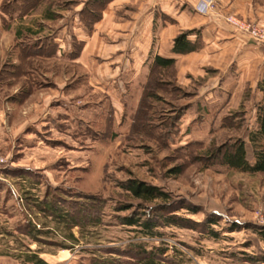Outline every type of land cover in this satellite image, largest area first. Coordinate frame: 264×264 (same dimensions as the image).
I'll return each instance as SVG.
<instances>
[{
  "label": "rangeland",
  "instance_id": "rangeland-1",
  "mask_svg": "<svg viewBox=\"0 0 264 264\" xmlns=\"http://www.w3.org/2000/svg\"><path fill=\"white\" fill-rule=\"evenodd\" d=\"M109 2L35 0L21 17L26 0H0V264H30L29 251L46 264H128L136 242L163 248L161 264H264V172L229 168L216 153L239 138L253 161L256 90L210 68L177 79L175 64L129 63L111 21H100ZM130 178L193 208L173 214L194 226L159 225L149 237L121 224L161 203L121 189ZM44 200L75 214L87 205L81 214L100 220L72 227L73 242ZM26 222L38 241L20 232Z\"/></svg>",
  "mask_w": 264,
  "mask_h": 264
},
{
  "label": "crops",
  "instance_id": "crops-1",
  "mask_svg": "<svg viewBox=\"0 0 264 264\" xmlns=\"http://www.w3.org/2000/svg\"><path fill=\"white\" fill-rule=\"evenodd\" d=\"M125 2L133 4L135 10L129 16L116 17L113 9H119ZM108 5L110 10L102 13L100 21H111L119 34L117 50L125 53L129 63L142 65L154 55L171 57L177 79L201 75V71L210 68L215 70L213 78L231 79L235 89L243 86L255 89L260 100L261 92L256 85L264 69V46L228 25L223 16L231 14L243 22L264 27V0H214L213 8L206 12L196 11L194 0H111ZM31 8L22 11L21 17ZM187 30H192L187 38L196 39L199 47L185 54L171 52L173 37ZM90 37L93 38L91 34Z\"/></svg>",
  "mask_w": 264,
  "mask_h": 264
},
{
  "label": "trees",
  "instance_id": "trees-1",
  "mask_svg": "<svg viewBox=\"0 0 264 264\" xmlns=\"http://www.w3.org/2000/svg\"><path fill=\"white\" fill-rule=\"evenodd\" d=\"M25 1V0H23ZM99 1L101 5V9L103 6L109 2L110 0H96ZM28 7L33 6L35 0H26ZM5 8L4 6L2 7ZM192 32V30L181 31L176 34L172 39L171 52L175 54H185L190 51H194L199 47L196 39L194 41H190L187 36ZM174 64V58L171 57H162L158 55H154L151 60V67L155 68H166ZM257 89L261 92L260 101L256 105V114H255V124L256 127L253 131L249 133V142L252 147V156L253 161L249 163L246 160V151L245 145L242 139L237 138L232 143L228 144L221 151L220 148L216 149V153L220 154V163L236 170L247 171L250 173L256 172H264V147L256 146L257 141L260 139H264V69L262 73L261 79L257 82ZM120 188L129 193V195L133 198L140 199L144 202L159 200L160 204L154 206V213H136V211L130 213L129 215H124L119 217V222L121 224L135 226L139 233H142L144 236H155L160 234L157 231V227L159 225H176L181 227L194 226L188 219L184 217L177 216L173 214L174 211L180 208H186L189 212H194V209L189 207L188 205H177L176 202H172L170 200V193L163 190L162 188L148 184L144 181L130 178L122 181L119 184ZM40 208L43 211L49 213L53 219L58 223L64 226V230L66 231L67 237L75 241L73 234L71 233L72 227H83V223L88 221L89 223L95 224L99 222V218L95 217L91 213L81 214L84 208H88L87 205H80L76 209L75 213H70L68 211L61 210L59 207H55L49 202L42 201ZM139 206V205H138ZM131 205H121L118 210H126L130 208ZM203 224L207 226L205 229L211 235H216V232L213 231L210 227L211 224L217 222L214 216H206L204 218ZM191 224V225H190ZM27 229H20V232L29 236L31 240L38 241L37 233L38 230L34 229V226L29 222H26ZM235 226V224H234ZM234 228V227H233ZM264 239V235H263ZM129 246L135 248V253H132L129 250L128 254L130 258H132V263L128 264H161V260H165L163 257L164 249L160 247H153L149 250H146L143 247L141 242L132 243ZM130 248V247H129ZM119 252L117 249H115ZM131 252V253H130ZM121 254V253H120ZM252 258V257H251ZM24 261L29 262L30 264H46L45 261L38 256L36 252L29 251L27 255H24ZM255 259V258H253ZM112 262V261H110ZM104 264H107L108 261H103Z\"/></svg>",
  "mask_w": 264,
  "mask_h": 264
},
{
  "label": "built area",
  "instance_id": "built-area-1",
  "mask_svg": "<svg viewBox=\"0 0 264 264\" xmlns=\"http://www.w3.org/2000/svg\"><path fill=\"white\" fill-rule=\"evenodd\" d=\"M214 0H194V9L199 12H206L213 8ZM223 20L233 28L241 31L255 44L264 46V27L255 23L243 22L231 14L223 16Z\"/></svg>",
  "mask_w": 264,
  "mask_h": 264
}]
</instances>
